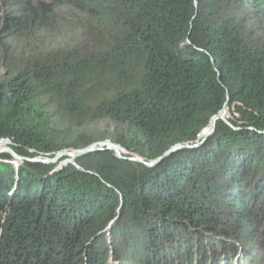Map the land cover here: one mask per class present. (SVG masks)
Instances as JSON below:
<instances>
[{
    "label": "trees",
    "instance_id": "1",
    "mask_svg": "<svg viewBox=\"0 0 264 264\" xmlns=\"http://www.w3.org/2000/svg\"><path fill=\"white\" fill-rule=\"evenodd\" d=\"M263 25L264 0H0V147L22 158L109 138L151 161L233 109L153 168L0 155V264H264Z\"/></svg>",
    "mask_w": 264,
    "mask_h": 264
},
{
    "label": "water",
    "instance_id": "2",
    "mask_svg": "<svg viewBox=\"0 0 264 264\" xmlns=\"http://www.w3.org/2000/svg\"><path fill=\"white\" fill-rule=\"evenodd\" d=\"M224 112H225V109L222 111V113H223L222 115L218 114L211 119L208 127L206 129H204L202 131V133L200 134L198 141H196L193 144H189V145H176V146L172 147L170 150H168L167 152H165L159 158H157L155 160H151V161L142 159L138 156H134V157L132 156V158H123L121 155V152H120V148H118L116 146L106 145L104 143L92 145L89 148H87L85 150H81V151H72L70 153L69 152H60L52 158H45V159L40 158V157L32 158V159L22 158V157L18 156L11 149L10 146H5V147L0 148V155L7 154V155H10L16 161L28 162L31 164L52 165V164L56 163L59 159H62V158H69L73 161V160H76L77 158L81 157L82 155H87L90 153L109 151L110 150V151L114 152L115 157L119 160H126L129 162L140 164L146 168H153L156 165H158L160 162H162L163 160L170 157L173 153H175L181 149H195V148L200 147L206 141V139H208L210 136L213 135V133L215 131L216 123L218 121H222L225 124H227L228 126H230L224 119L225 118Z\"/></svg>",
    "mask_w": 264,
    "mask_h": 264
},
{
    "label": "rangeland",
    "instance_id": "3",
    "mask_svg": "<svg viewBox=\"0 0 264 264\" xmlns=\"http://www.w3.org/2000/svg\"><path fill=\"white\" fill-rule=\"evenodd\" d=\"M60 11V14H62V15H65L66 17H65V19L66 20H72V19H70L71 17H73V14L71 13V11L70 10H68V8L67 7H65V6H62L60 9H59ZM262 36H264V25H263V27H262ZM79 35H78V33H77V35H76V38L78 37ZM225 111L227 112V115L225 116V121L229 124V121L233 118V109H232V107L231 108H226L225 109ZM235 119H237L238 120V122L239 121H242V118H240L239 116H235ZM104 144H106V145H111V146H116V147H118V148H120V152H121V155H122V157L123 158H132V156L134 157V156H136V155H129L123 148H121L120 146H118V145H115V144H113L111 141H110V139L108 138L105 142H103ZM8 144V143H7ZM10 144V143H9ZM100 144V143H99ZM8 146V145H7ZM5 147V146H4ZM72 151H75V150H69V151H63V152H72ZM77 151H81V150H77ZM110 151V150H109ZM113 152V151H112ZM60 153V152H59ZM96 153V152H95ZM114 153V152H113ZM58 154V153H57ZM90 154H92V153H90ZM88 155V154H87ZM8 156H10V155H8ZM83 156H85V155H82V157ZM11 157V156H10ZM40 158H43V159H45V158H49V157H40ZM11 159H12V163L13 164H15V165H18V164H23V162H21V161H16V160H14L12 157H11ZM75 165V160H71V159H69V158H62V159H59L56 163H54V164H52V165H50V166H52V167H54V170H53V172H55V171H57V170H60V169H62V168H64L65 166H67V165ZM113 264H115V263H113Z\"/></svg>",
    "mask_w": 264,
    "mask_h": 264
},
{
    "label": "built area",
    "instance_id": "4",
    "mask_svg": "<svg viewBox=\"0 0 264 264\" xmlns=\"http://www.w3.org/2000/svg\"><path fill=\"white\" fill-rule=\"evenodd\" d=\"M2 143H9V141L8 140H4V139H0V144H2Z\"/></svg>",
    "mask_w": 264,
    "mask_h": 264
},
{
    "label": "bare ground",
    "instance_id": "5",
    "mask_svg": "<svg viewBox=\"0 0 264 264\" xmlns=\"http://www.w3.org/2000/svg\"><path fill=\"white\" fill-rule=\"evenodd\" d=\"M0 148H2V147H0Z\"/></svg>",
    "mask_w": 264,
    "mask_h": 264
}]
</instances>
